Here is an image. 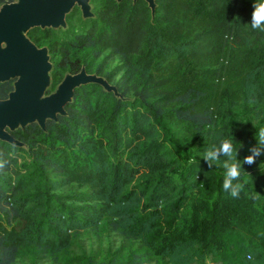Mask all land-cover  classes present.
Returning a JSON list of instances; mask_svg holds the SVG:
<instances>
[{
	"label": "trees",
	"instance_id": "trees-1",
	"mask_svg": "<svg viewBox=\"0 0 264 264\" xmlns=\"http://www.w3.org/2000/svg\"><path fill=\"white\" fill-rule=\"evenodd\" d=\"M255 2L157 0L151 20L143 0H91L96 18L80 31L28 33L38 47L49 41L53 87L84 66L127 100L87 85L46 132L13 134L27 150L0 142V264H264L256 170L242 164L245 189L234 199L222 186L224 158L211 168L202 159L218 137L233 139L238 160L249 155L245 145L257 142L238 137V112L255 134L264 127ZM107 52L119 65L103 74ZM11 89L0 84V99ZM73 183L86 191L55 194ZM97 230L121 243L80 250L79 234Z\"/></svg>",
	"mask_w": 264,
	"mask_h": 264
},
{
	"label": "water",
	"instance_id": "water-1",
	"mask_svg": "<svg viewBox=\"0 0 264 264\" xmlns=\"http://www.w3.org/2000/svg\"><path fill=\"white\" fill-rule=\"evenodd\" d=\"M143 1L153 20L157 0ZM75 8L82 21L96 18L91 0H8L0 5V84L12 83L6 98L0 99L1 143L27 150L13 134L30 125L46 132L48 122L58 123L68 116L66 107L74 103L75 91L84 86L96 85L127 100L105 77L87 72L84 66L77 73L66 72L53 87L49 49L38 47L28 33L33 29L67 30V18Z\"/></svg>",
	"mask_w": 264,
	"mask_h": 264
},
{
	"label": "rangeland",
	"instance_id": "rangeland-1",
	"mask_svg": "<svg viewBox=\"0 0 264 264\" xmlns=\"http://www.w3.org/2000/svg\"><path fill=\"white\" fill-rule=\"evenodd\" d=\"M83 22H89V21H82L79 12V15H75L74 19L68 24V29L69 27H71L74 32L80 31L85 27L84 25L85 23ZM68 29L65 31L62 30L54 31L56 38L62 39L63 38L62 34L67 32ZM41 45H43L42 47L48 48L49 41L42 42ZM98 64H101L102 66L101 69L103 74H108L112 72L117 65H119V59L117 57L112 56L109 52H107L105 53L103 58H101L98 61ZM236 120L237 123L239 124L238 137L244 139L245 141H247V139L249 138L250 143L256 142L255 129L249 125V116L243 112H238L236 114ZM250 147L251 146L248 144L245 145V148L246 150H248V152ZM182 155L184 154L182 153ZM252 167L256 171L255 173H253L252 178L249 180V184L252 186L254 191H256V193L262 194L264 196V158H259V159L257 158L256 162L252 165ZM85 191H86L85 186L73 183L68 188L62 191H58L55 194L67 195L69 193H82ZM120 243H121V239L119 236L104 230L103 231L97 230L96 232L94 231L81 232L77 238V244L80 250H83L85 252L98 251L104 254L108 248H116L119 246ZM79 248H76L74 251L78 252ZM16 264H27V263L25 261H19ZM42 264H47V263L43 262ZM210 264H214V263H210Z\"/></svg>",
	"mask_w": 264,
	"mask_h": 264
},
{
	"label": "clouds",
	"instance_id": "clouds-1",
	"mask_svg": "<svg viewBox=\"0 0 264 264\" xmlns=\"http://www.w3.org/2000/svg\"><path fill=\"white\" fill-rule=\"evenodd\" d=\"M252 30L264 31V0H256L253 5L251 22ZM256 144L249 149V155L243 161L237 159L238 149L234 146L233 139L218 137V142L206 149L202 159L211 168L213 163H220L223 160V189L230 197L238 199L245 189V183L241 181L242 164L249 166L256 162V159L264 155V127H259L255 134ZM235 182V183H234Z\"/></svg>",
	"mask_w": 264,
	"mask_h": 264
},
{
	"label": "flooded vegetation",
	"instance_id": "flooded-vegetation-1",
	"mask_svg": "<svg viewBox=\"0 0 264 264\" xmlns=\"http://www.w3.org/2000/svg\"><path fill=\"white\" fill-rule=\"evenodd\" d=\"M53 66H54V65H53ZM65 73H66V72H65ZM65 73H64V74H65ZM62 78H63V77H62ZM10 83H11V82H10ZM11 84H12V83H11ZM10 91H11V90H10Z\"/></svg>",
	"mask_w": 264,
	"mask_h": 264
}]
</instances>
